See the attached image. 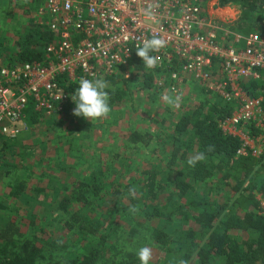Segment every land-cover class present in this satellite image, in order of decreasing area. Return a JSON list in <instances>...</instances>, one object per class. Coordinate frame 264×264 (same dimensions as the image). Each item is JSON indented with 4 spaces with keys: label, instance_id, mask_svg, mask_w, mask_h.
Returning a JSON list of instances; mask_svg holds the SVG:
<instances>
[{
    "label": "rangeland",
    "instance_id": "rangeland-1",
    "mask_svg": "<svg viewBox=\"0 0 264 264\" xmlns=\"http://www.w3.org/2000/svg\"><path fill=\"white\" fill-rule=\"evenodd\" d=\"M216 2L207 0L205 6L210 10ZM229 5L231 8L224 11L236 12L239 21L247 20L238 5ZM34 7L33 0H0V65L6 64L8 57L16 52L19 38L34 22ZM258 22L262 23V20L258 19ZM253 25H244L242 30L245 32ZM128 77L130 84L122 104L110 107L105 118L93 121L76 115L68 116L69 120L65 116L49 118L29 109L19 133L2 138L0 241L16 228L19 240L37 237L45 246L43 257L34 264H72L70 260L78 255L80 258L81 252L95 238L87 233L88 230L105 227L108 228V232L104 231L105 252L97 264H110L113 259L116 264H140L136 251L142 246L153 251L150 264H180L184 252L179 250L175 239L176 231L184 228V224L176 218L166 220L143 216L142 203L149 201L136 193L131 202L123 196H128V186L146 195L145 189L140 188L146 172L149 169L161 172L162 176L157 174L155 177V183L164 178L171 144H185L192 140L189 133L181 140L175 139L172 126L182 111L174 113L168 105L159 103L151 88L140 87L132 80L130 71ZM192 91L197 95L198 104H206L203 108L223 104L215 95L202 89ZM158 110L162 115L157 113ZM154 122L159 123L160 128ZM135 129L143 134L137 141L131 139ZM146 129L152 132L149 138ZM193 154L190 151L179 161L178 168L188 165ZM87 178L100 181L105 199L90 197L89 203L84 204L72 198L75 182ZM117 187L124 193L112 204L113 198L109 195ZM207 188L205 183H199L195 193L198 197L205 195ZM212 194L215 195L214 192L208 193L210 197ZM67 196L71 199L65 207L60 200ZM162 196L158 193L150 201L154 204L156 198ZM120 202L138 209L134 222H127L128 216H133L130 211L122 213L112 207ZM72 215L77 219L72 220ZM68 222L74 224L71 230ZM83 225L88 229L79 227L83 232L77 231L78 226ZM154 229L164 231L174 241L158 246L151 237Z\"/></svg>",
    "mask_w": 264,
    "mask_h": 264
},
{
    "label": "built area",
    "instance_id": "built-area-1",
    "mask_svg": "<svg viewBox=\"0 0 264 264\" xmlns=\"http://www.w3.org/2000/svg\"><path fill=\"white\" fill-rule=\"evenodd\" d=\"M33 1L34 22L53 40L38 60L0 65V148L3 137L22 129L29 109L49 118L74 115L73 93L62 80L102 78L121 69L128 77L136 48L158 35L168 43L153 53L160 60L151 70V89L163 106L162 96L169 94L180 98L177 106L168 105L174 113L198 107L192 90L200 87L234 105L218 121L224 134L239 139L234 157L264 154L263 97L243 87L264 71V19L244 32L237 13L224 11L230 5L216 2L208 10L207 0ZM256 198L264 216V195Z\"/></svg>",
    "mask_w": 264,
    "mask_h": 264
},
{
    "label": "trees",
    "instance_id": "trees-1",
    "mask_svg": "<svg viewBox=\"0 0 264 264\" xmlns=\"http://www.w3.org/2000/svg\"><path fill=\"white\" fill-rule=\"evenodd\" d=\"M217 2L219 5L236 4L243 10L247 20H243L244 23L238 18L237 23L241 27L250 23L257 24L258 19H264V0H217ZM52 36L35 22L31 23L19 38L18 49L8 57L7 63L40 59L45 45L53 40ZM127 68L132 80L140 87L152 88L151 70L145 68L136 52L132 54ZM102 78L109 85L107 89L109 106L122 104L130 84L124 70ZM79 81L62 80L60 84L66 91L74 93ZM243 85L244 90L251 96H262L264 105V71L254 80H245ZM203 107H206L205 103L178 116L173 131L175 139L181 140L189 133L192 142L189 138V143L171 144L164 178L158 179L155 183V177L157 174L162 176L161 172L153 169L146 172L144 184L139 186L145 189L146 195L135 190L141 199L149 201L142 203L141 212L146 217L159 219L163 217L166 220L176 218L184 224V228H178L176 231L175 240L178 242L179 250L184 252L182 260L188 261V264H264V216L259 212V202L256 198L259 193L264 195V154L259 157L242 155L235 158L234 153L240 146L239 139L224 134L218 127V121L230 115L234 105L223 102ZM141 136L143 134L137 131L131 133L133 141L140 140ZM190 151L194 152L192 156L204 153L205 159L197 162L194 167L184 165L179 169L178 162L185 159ZM216 173L220 175L214 176ZM99 182L93 178L75 182L72 198L84 204H88V199L91 198L105 199V195L101 194L102 185ZM199 183H205L208 188L207 194L198 197L195 191ZM131 187L126 188L129 190ZM212 192L215 193L212 194L214 199L208 195ZM123 193L118 187L114 188L109 195L113 198L112 204ZM158 193L163 196L156 198V204H153L150 198ZM134 196L128 194L123 197L131 202L134 201ZM70 199L69 196L64 197L60 204L66 207ZM112 207L115 211L125 213L129 211L130 205L125 206L120 202L119 205ZM137 217L138 215L128 216L127 222H134ZM71 219H77V216L72 215ZM10 225L15 227V224ZM73 225V222H68V229L71 230ZM79 227L88 229L87 225L78 226L77 231L80 232H83V229ZM105 230L108 232L106 227L88 230L87 233L95 238H92L90 244L84 248L80 258L78 255L70 262L99 263L105 252L103 241ZM18 236L17 228L15 232L3 236L5 240L0 241V264H34L38 258L43 257L42 250L45 244H41L37 237L19 240ZM151 237L160 247L174 241L160 229L152 230ZM114 260L110 264H116Z\"/></svg>",
    "mask_w": 264,
    "mask_h": 264
},
{
    "label": "clouds",
    "instance_id": "clouds-1",
    "mask_svg": "<svg viewBox=\"0 0 264 264\" xmlns=\"http://www.w3.org/2000/svg\"><path fill=\"white\" fill-rule=\"evenodd\" d=\"M146 12L149 16L152 15L151 6H149ZM167 43V40L164 38L154 35L151 38L144 39L142 44L136 48V55L142 59L146 69L152 70L158 66L160 56L153 55V53H160L167 46ZM108 87V82L103 78H81L78 88L71 96V99L75 103L73 114L83 116L91 121L107 117L111 111L109 93L107 91ZM162 99L170 106H177L180 98L179 96L165 94L162 96ZM209 150L211 149L209 148ZM204 159V153H198L192 156L187 163L189 166L194 167L197 162ZM129 195H135L134 188H129ZM129 211L134 215L138 212V209L135 206H131ZM136 256L140 264H150L153 251L148 246H142L136 251ZM180 264H187V262L181 260Z\"/></svg>",
    "mask_w": 264,
    "mask_h": 264
},
{
    "label": "crops",
    "instance_id": "crops-1",
    "mask_svg": "<svg viewBox=\"0 0 264 264\" xmlns=\"http://www.w3.org/2000/svg\"><path fill=\"white\" fill-rule=\"evenodd\" d=\"M32 16H33V14H32ZM195 87H196V86H195ZM195 87H194V89H195ZM197 88H200V87H197ZM197 88H196V89H197ZM200 89H201V88H200ZM157 99H158V98H157ZM158 102L161 103L159 100H158ZM157 113L162 115V112H161L160 110H158ZM147 124H150V123H147ZM154 124L157 125L158 128H160V127H159V123L154 122ZM174 125H175V124H174ZM174 125L172 126V127H173V130H174ZM96 130H97V128H96ZM133 131H137V132H138V131H140V130L135 129V130H132V132H133ZM145 131H147V132H146V135H147V136L151 135V133H152V132L149 131L148 129H146ZM92 132H93V130H92Z\"/></svg>",
    "mask_w": 264,
    "mask_h": 264
}]
</instances>
